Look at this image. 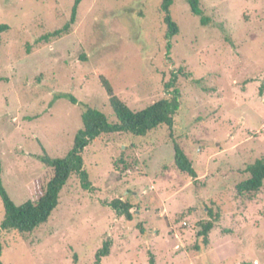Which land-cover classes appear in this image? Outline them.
Masks as SVG:
<instances>
[{
  "label": "rangeland",
  "instance_id": "obj_1",
  "mask_svg": "<svg viewBox=\"0 0 264 264\" xmlns=\"http://www.w3.org/2000/svg\"><path fill=\"white\" fill-rule=\"evenodd\" d=\"M0 0V178L16 206L41 196L52 176L39 160L66 156L87 107L116 117L104 83L129 109L167 97L180 107L171 130L117 133L82 153L91 183L71 176L48 221L2 234V264H264V186L239 195L246 168L264 162V0H173L178 34L166 48L162 0ZM73 97L77 104H72ZM173 143L196 178L174 165ZM128 202L132 221L109 206ZM218 214L208 246L197 238ZM4 209L0 200V222ZM199 245V251L195 246Z\"/></svg>",
  "mask_w": 264,
  "mask_h": 264
},
{
  "label": "trees",
  "instance_id": "obj_2",
  "mask_svg": "<svg viewBox=\"0 0 264 264\" xmlns=\"http://www.w3.org/2000/svg\"><path fill=\"white\" fill-rule=\"evenodd\" d=\"M81 0H75L71 10L70 21L62 29L53 33L44 35L38 42H48L51 38H57L63 33L68 32L69 27L74 24L76 18L77 7ZM200 0H188L190 11L195 16L201 17V24L206 25L208 19L202 16L199 8ZM173 0H162L161 11L163 12V21L166 26L165 39L167 40L166 48H171L170 40L178 34V26L170 15V7ZM9 27L5 24L0 25V40L7 33ZM176 75L170 78L165 84L167 97L161 99L141 111L134 112L129 109L118 97H116L107 82L104 83L105 90L109 97V106L113 111L117 122L110 123L106 116L101 112L87 107L81 115L82 128L76 133L71 150L62 158L52 159L45 153L39 157L40 162L52 172V176L46 183L45 188L40 197L35 201H26L16 206L9 198L4 189L0 178V200L4 209V216L0 222V259L3 252L2 234L10 232H18L21 234L32 233L41 225L45 224L50 218L52 212L59 204V195L71 176H76L83 190H90L91 183L88 174L84 169L82 153L95 139L102 135L124 133L134 137H145L151 131L160 127L172 129L174 117L180 107V92L176 88ZM72 104H77L73 97H68ZM174 165L176 169L192 178H196V173L192 164L179 145L173 143ZM248 177L245 181L237 185L236 190L239 195L252 194L259 192L264 186V162L255 161L254 164L246 168ZM116 216L123 217L127 221H132V206L121 200H114L109 205ZM211 219L200 223V229L197 232V238L200 239L203 247L208 246L209 232L214 228V223L219 218L218 214H214L208 210ZM196 250H200L199 245L195 246ZM110 251V242L106 241L95 254L94 264H100L101 260L108 257ZM0 264H2L0 260ZM150 264H154L153 260Z\"/></svg>",
  "mask_w": 264,
  "mask_h": 264
}]
</instances>
